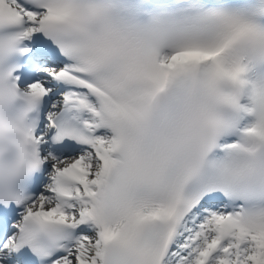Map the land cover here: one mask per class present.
<instances>
[{
    "label": "snow or ice",
    "instance_id": "obj_1",
    "mask_svg": "<svg viewBox=\"0 0 264 264\" xmlns=\"http://www.w3.org/2000/svg\"><path fill=\"white\" fill-rule=\"evenodd\" d=\"M0 264H264V0H0Z\"/></svg>",
    "mask_w": 264,
    "mask_h": 264
},
{
    "label": "clouds",
    "instance_id": "obj_2",
    "mask_svg": "<svg viewBox=\"0 0 264 264\" xmlns=\"http://www.w3.org/2000/svg\"><path fill=\"white\" fill-rule=\"evenodd\" d=\"M20 142L23 146V152H18L10 143L5 134V138L0 142V160L8 165L14 166L23 175L24 168L26 166V156L33 150V145L23 137L19 135Z\"/></svg>",
    "mask_w": 264,
    "mask_h": 264
}]
</instances>
